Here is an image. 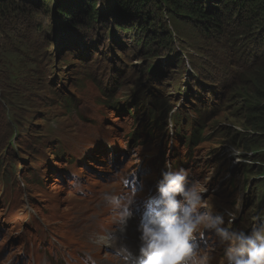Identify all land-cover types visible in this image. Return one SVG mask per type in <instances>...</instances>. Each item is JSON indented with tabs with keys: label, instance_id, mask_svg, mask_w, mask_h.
Masks as SVG:
<instances>
[{
	"label": "rangeland",
	"instance_id": "374dc122",
	"mask_svg": "<svg viewBox=\"0 0 264 264\" xmlns=\"http://www.w3.org/2000/svg\"><path fill=\"white\" fill-rule=\"evenodd\" d=\"M57 1L8 0L0 12V264H124L116 250L136 251L140 218L122 235L103 196L142 181L143 204L176 159L213 216L251 231L264 215L262 17L242 8L203 33L157 0L151 16L173 40L154 58L121 34L130 15L116 5L97 0L92 24H72ZM110 147L115 157L101 154ZM213 255L223 264L222 247Z\"/></svg>",
	"mask_w": 264,
	"mask_h": 264
},
{
	"label": "clouds",
	"instance_id": "9594fccd",
	"mask_svg": "<svg viewBox=\"0 0 264 264\" xmlns=\"http://www.w3.org/2000/svg\"><path fill=\"white\" fill-rule=\"evenodd\" d=\"M188 175L187 170L174 171L166 164L155 195L143 204L135 199V193L143 189L142 181L132 185L129 192L104 194L103 199L111 205L122 235L127 232L129 221L136 216L140 218L136 251L121 244L116 255L124 264H210L215 249L222 247L223 264H264V215L253 217L256 223L248 232L226 227L224 216L212 215L211 205L201 195L204 189L196 183L189 184ZM70 183L74 188L81 187L78 181ZM225 215L229 223L235 219L234 213L227 209ZM205 232L214 235L215 243L205 242L201 250L196 241L203 239ZM84 264L95 261L88 257Z\"/></svg>",
	"mask_w": 264,
	"mask_h": 264
},
{
	"label": "trees",
	"instance_id": "16d2710c",
	"mask_svg": "<svg viewBox=\"0 0 264 264\" xmlns=\"http://www.w3.org/2000/svg\"><path fill=\"white\" fill-rule=\"evenodd\" d=\"M0 0V12L3 2ZM12 2L14 0H11ZM24 2L25 0H15ZM32 1V0H29ZM34 1V0H33ZM41 8H46L52 0H36ZM68 0H58L57 8L63 20L68 17L74 24L75 19H84L88 24H92L97 16L102 13L101 8L97 9V0H69L75 6L74 10L65 7ZM157 0H106V4L116 5L118 11L127 12L130 19L119 24L121 34L129 36L140 46L141 51L154 58L159 51H170L172 45V33L169 29L157 24L156 19L151 16V7ZM168 9L174 19L186 23L201 32L220 33L225 30V23L230 20L229 14L239 13L245 8V20L258 19L257 27H261L260 32H264V0H160ZM239 20V16H236ZM244 17V16H243ZM259 25V26H258ZM185 117L177 118L179 121ZM194 121L191 122V126ZM192 130V128H191ZM190 130V131H191ZM194 131V129H193ZM192 140V133L189 135Z\"/></svg>",
	"mask_w": 264,
	"mask_h": 264
},
{
	"label": "bare ground",
	"instance_id": "6f19581e",
	"mask_svg": "<svg viewBox=\"0 0 264 264\" xmlns=\"http://www.w3.org/2000/svg\"><path fill=\"white\" fill-rule=\"evenodd\" d=\"M133 220V219H132ZM127 236V235H126ZM103 240H105L106 241V238L105 239H103ZM108 242V241H107Z\"/></svg>",
	"mask_w": 264,
	"mask_h": 264
}]
</instances>
